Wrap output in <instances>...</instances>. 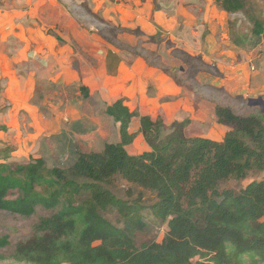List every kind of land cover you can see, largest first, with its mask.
Listing matches in <instances>:
<instances>
[{
	"label": "trees",
	"instance_id": "16d2710c",
	"mask_svg": "<svg viewBox=\"0 0 264 264\" xmlns=\"http://www.w3.org/2000/svg\"><path fill=\"white\" fill-rule=\"evenodd\" d=\"M217 2L232 13L244 5V0ZM252 20L263 39V22ZM216 112L222 123L240 128L243 138L232 131L220 142L189 138L185 121L171 124L160 139L151 129L161 123L141 117L150 151L130 155L133 115L118 100L105 113L120 124V142L106 144L100 153H80L66 169L48 168L42 159L15 169L0 162V211L23 217L38 207L54 212L9 259L19 264H264V179L238 192L220 189L231 177L264 170V120L243 119L224 108ZM117 180L127 186L125 198L111 189ZM109 211L118 215L120 226L104 216ZM144 214L166 225L167 232L160 243L137 247L136 234L147 226ZM7 246V238H1L0 247Z\"/></svg>",
	"mask_w": 264,
	"mask_h": 264
},
{
	"label": "crops",
	"instance_id": "0c3cea01",
	"mask_svg": "<svg viewBox=\"0 0 264 264\" xmlns=\"http://www.w3.org/2000/svg\"><path fill=\"white\" fill-rule=\"evenodd\" d=\"M82 1L89 17L94 12L122 29L131 21L133 31L147 34L153 41L150 52L155 54L160 69L162 65L177 67L182 58L178 54L202 57L203 61L197 62L212 69L219 66L211 63L223 60L221 70L233 74V81H226L230 87L236 86L245 98L263 99L264 38L250 51H237L232 56L231 50L220 52L222 41L218 44L212 36L203 39L207 22L224 30V23L208 18L214 10L210 0L206 4L205 0ZM72 4L79 8L82 3ZM202 6V16L195 18L193 15ZM74 13L76 9L67 11L53 0H14L11 5L0 0V84L4 79L7 83L1 90L6 104L3 108H9V114L23 111L21 115L32 123L30 127L48 131L50 123L63 118L72 121V114H79L72 109L74 103L69 95L87 86L91 94L99 91L107 106L123 99L125 106L136 108L149 100L150 106L160 110L162 98L171 90H167L166 75L153 69L159 67L143 66L138 55L120 49H116V57L110 62L108 49L97 40L91 22H79L72 16ZM206 44L210 48L206 49ZM93 52L98 65L89 61ZM124 57H131L129 63L123 62ZM223 80L212 81L219 86ZM99 82L101 87L97 88ZM140 89L151 94L140 98Z\"/></svg>",
	"mask_w": 264,
	"mask_h": 264
},
{
	"label": "rangeland",
	"instance_id": "374dc122",
	"mask_svg": "<svg viewBox=\"0 0 264 264\" xmlns=\"http://www.w3.org/2000/svg\"><path fill=\"white\" fill-rule=\"evenodd\" d=\"M13 1L5 0L10 5ZM145 1L142 0V2ZM217 1L210 0L214 5V10L208 18L214 17L216 21L224 23V30L220 31L207 22L204 27V40L212 36L218 44L222 41L219 51L231 50V52L233 51L231 56L237 51H250L261 42L262 38H258L255 34L256 30L252 18H257L258 21L264 24V0H244L243 9L235 13L222 10ZM50 2L47 4L48 8ZM53 2L67 11H70L71 8L76 9V13L72 16L79 22H91L92 32L95 33L97 40L104 43V46L108 49L110 62L116 57L114 54L116 49H120L128 54L138 55L143 66H148V64L158 66L159 68L153 67V69L160 70L168 78L167 82L169 83L166 84L169 88L167 90H171V93L162 98L160 110L158 107L150 106L149 100L146 105L142 104V106L136 108L126 106L133 115L128 128L132 138L131 144L127 147L128 154L140 155L150 151L147 140L141 132V117H147L153 123H161L160 126L151 129L152 137L158 134L162 139L170 133L171 124L186 121L184 131L187 137L205 138L218 142L222 141L226 134L231 131L240 138H243L244 134L239 130L240 128L222 123L217 115V108L229 109L235 116L243 119L253 117L264 120V106H249L248 101L251 98L241 96L236 90V86L230 87V82H226L230 79L233 81V74L229 70L227 72L221 70V67L225 66L223 60L211 63L219 66L217 69H212L197 62L199 60L203 61L202 57L187 55V58L178 54V57H182L181 63H177V67L162 65V70L160 69L161 66L156 64L159 62L155 59V54L150 52L153 51L149 47L153 41L147 34L139 33L138 29L133 31L131 21H128L127 28H117L116 24L105 22V19L100 18L94 12H91L89 17L87 8L83 10L84 3L82 0H53ZM72 3L82 4L78 8ZM203 3L206 4L207 0ZM118 7L123 8L122 5H118ZM204 9V6L197 9L193 16L199 18L202 16ZM208 48H210V45L206 44V49ZM92 51H94V48H92ZM94 52L90 53L91 58L89 61L98 65V60L94 58ZM228 59L231 58L228 57ZM122 60L129 63L131 57H124ZM214 79H224L223 84L219 86L214 84L212 81ZM6 84L5 79L0 84V162L7 164L11 169H15L18 165L26 166L38 159L44 160L48 168L60 167L66 169L76 161L80 153H100L106 144L120 142V124L106 115L107 104L99 96V91L91 94L86 86L82 90L71 92L69 100L74 103V107L70 106L74 112L79 114L73 113L72 121L63 118L60 121L50 123L47 127L48 131H45L30 127L31 122H27V119L24 120L21 115L23 111L18 113L13 111L9 114L7 112L9 108H3V105L6 104L2 102L1 94L3 91L1 90ZM100 87L101 83L99 82L97 88ZM40 90L44 91L42 88ZM140 92H142L140 98L144 99L146 95L151 94L150 91L145 89ZM75 93L78 94L75 95ZM119 100L123 101V99ZM35 102L38 103L36 98ZM41 110L43 109L41 108ZM10 118H12V121ZM12 125L13 127H11ZM263 179L264 170L253 171L244 178H229L220 184V189L238 192L248 184ZM126 187L123 181L117 180L113 183L111 189L117 197L125 198ZM15 196L10 195L8 198L13 199ZM53 215L54 212H47L41 207H38L35 213L29 217L0 211V239L6 237L8 240L7 247H0V257H5V260L0 261V264H19L9 259L16 245L36 236L39 224ZM104 216L114 226L121 225L115 212L109 211ZM144 220L147 226L136 234V246L139 247L144 243H160L167 232L166 225H158L150 214H144Z\"/></svg>",
	"mask_w": 264,
	"mask_h": 264
},
{
	"label": "water",
	"instance_id": "95a60500",
	"mask_svg": "<svg viewBox=\"0 0 264 264\" xmlns=\"http://www.w3.org/2000/svg\"><path fill=\"white\" fill-rule=\"evenodd\" d=\"M248 104L249 106H253V107H256V106L261 107V106H264V99L262 98L249 99Z\"/></svg>",
	"mask_w": 264,
	"mask_h": 264
}]
</instances>
